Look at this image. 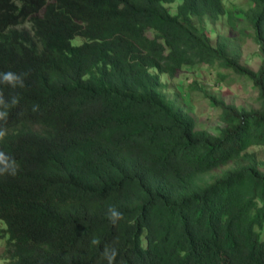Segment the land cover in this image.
Wrapping results in <instances>:
<instances>
[{
	"label": "trees",
	"instance_id": "obj_1",
	"mask_svg": "<svg viewBox=\"0 0 264 264\" xmlns=\"http://www.w3.org/2000/svg\"><path fill=\"white\" fill-rule=\"evenodd\" d=\"M245 1L0 0V72L26 73L24 88L0 84L19 96L0 142L19 164L0 177L6 264H108L106 245L115 264H264V0ZM208 18L236 36L213 42ZM201 65L257 94L253 108L203 94L215 133L161 79Z\"/></svg>",
	"mask_w": 264,
	"mask_h": 264
},
{
	"label": "rangeland",
	"instance_id": "obj_2",
	"mask_svg": "<svg viewBox=\"0 0 264 264\" xmlns=\"http://www.w3.org/2000/svg\"><path fill=\"white\" fill-rule=\"evenodd\" d=\"M226 8L241 9L246 11L250 8V3L245 0H223ZM176 5H169L170 12L175 13ZM204 27L210 35L212 41L216 39L217 32L230 33L226 25L225 18H220L214 21L210 18L205 20ZM246 32H249L246 31ZM231 37L233 35L230 33ZM81 38H75L74 45H80ZM241 64L255 70L261 62L262 56L258 51L257 45L251 38H245L241 46ZM227 75L224 80L217 77V71L208 66H194L185 67L177 77L173 80H168L166 75L162 74L161 79L166 83L164 91L168 98L173 99L177 106L188 112L196 121L197 128L206 129L215 133L221 126L219 122V110L214 108L210 102L204 98L203 94L208 93L225 101L234 103L239 108H253L255 107L254 100L256 98V91L251 83L244 78L238 77L234 74L224 71ZM196 86H195V85ZM191 85L192 90H191ZM259 151V156L264 161V151ZM264 172V165L261 167ZM5 228L4 223L0 222V235L2 229ZM7 239V237H6ZM5 238L0 237V256L3 252V246L6 241ZM0 261H4L0 258ZM5 262V261H4Z\"/></svg>",
	"mask_w": 264,
	"mask_h": 264
},
{
	"label": "clouds",
	"instance_id": "obj_3",
	"mask_svg": "<svg viewBox=\"0 0 264 264\" xmlns=\"http://www.w3.org/2000/svg\"><path fill=\"white\" fill-rule=\"evenodd\" d=\"M76 38H81V37H76ZM82 42H83V39H82ZM25 76H26V73L17 74L12 71L0 72V84L7 85L12 89H16L18 87L24 88L25 87V83H24ZM18 104H19L18 95H13L9 97L8 101H6L3 92L0 91V142L4 141L5 137L8 134V129L6 125L8 122L9 110L11 108L16 107ZM37 109H38V106L33 107L34 112L37 111ZM18 170H19V164L14 159V157H12L11 155H9L3 150H0V177L5 176V175L15 176ZM108 219L113 225H116L119 221L124 219V214L120 212L117 208H115L114 206H109ZM91 243L93 245H99L100 240L97 238H94L92 239ZM109 247L110 246L108 245L104 247L102 256L107 259L108 264H115L116 257L118 255L117 250L114 247H111V251L109 254ZM0 264H6V262L0 261ZM121 264H123L122 261H121Z\"/></svg>",
	"mask_w": 264,
	"mask_h": 264
},
{
	"label": "crops",
	"instance_id": "obj_4",
	"mask_svg": "<svg viewBox=\"0 0 264 264\" xmlns=\"http://www.w3.org/2000/svg\"><path fill=\"white\" fill-rule=\"evenodd\" d=\"M3 249H4V246H3Z\"/></svg>",
	"mask_w": 264,
	"mask_h": 264
}]
</instances>
